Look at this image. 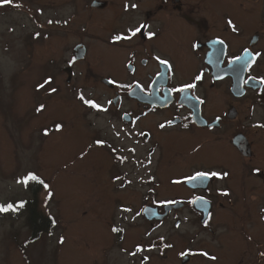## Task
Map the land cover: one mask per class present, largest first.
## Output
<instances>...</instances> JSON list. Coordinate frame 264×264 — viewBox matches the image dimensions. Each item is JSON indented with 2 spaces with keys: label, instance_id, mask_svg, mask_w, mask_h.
<instances>
[{
  "label": "flooded vegetation",
  "instance_id": "af4514ba",
  "mask_svg": "<svg viewBox=\"0 0 264 264\" xmlns=\"http://www.w3.org/2000/svg\"><path fill=\"white\" fill-rule=\"evenodd\" d=\"M45 1L52 4L56 0ZM67 1L81 6L72 16L83 22L80 27L72 25L68 33L78 36L67 49L66 83H72L76 76L83 78L81 71L75 76L73 68L86 66L85 78L104 91L107 111L101 112L107 118L106 125L128 157L144 152V162L140 159L139 164L155 158V163L171 167L172 153H179L181 161L194 165L188 173L157 175L158 183L153 174L137 175L154 187L161 184L175 189V195L165 199L147 194L148 201L138 207L150 230L147 238L158 240V245L151 247L163 250L167 245L165 236L154 234L156 229L170 224L177 232L191 224L197 235L218 248L186 247L177 254L182 264H197V257L202 259L200 264H264L260 249L247 260L243 250L232 252L229 244L233 238V244L255 245L258 237H264V127L256 126L264 125V86L251 80L244 83L249 76L257 80L264 77V0ZM132 4L137 7L132 8ZM54 25L63 30L67 22ZM140 25L144 28L135 37L115 39ZM103 34L106 36L100 39ZM62 36L60 33L58 51L63 50ZM90 42L110 51H93ZM245 49L260 55L253 62L252 55H244ZM96 56L108 61L110 74L100 76L93 62ZM237 56L241 60L229 63ZM198 75L202 76L199 81L195 79ZM189 83L196 87L183 93L171 91ZM208 151L232 167H202L209 159L204 155ZM121 158L113 154L114 161ZM200 171L219 175L187 182ZM193 200L197 202L191 203ZM145 210L152 214L150 221L143 216ZM244 213L253 218L251 229L233 221L243 219ZM190 235L193 232L182 230L180 238L191 241ZM201 252L208 255H199ZM213 256L216 259L209 258Z\"/></svg>",
  "mask_w": 264,
  "mask_h": 264
},
{
  "label": "rangeland",
  "instance_id": "374dc122",
  "mask_svg": "<svg viewBox=\"0 0 264 264\" xmlns=\"http://www.w3.org/2000/svg\"><path fill=\"white\" fill-rule=\"evenodd\" d=\"M80 7L67 0L52 4L45 0L4 4L0 0V204L29 200V183L25 186L18 181L34 174L48 185L38 197V206L53 220L50 231L29 241L24 206L16 212L0 213V264H182L177 254L186 247L217 250L218 244L197 235L191 224L177 232L170 224L156 229L154 234L165 236L164 244L171 247H151L157 246L158 240L147 238L150 230L138 207L148 201L147 194L165 199L174 196L175 189L161 184L154 187L137 175L153 174L158 183L157 175L188 173L194 165L181 161L179 153H172L171 167L155 163V158L139 164L140 159L144 162V152L128 157L106 125L105 114L79 99L83 95L103 108L105 105L101 86L85 78L86 66L73 68L75 76L81 71L83 78L76 76L66 83L67 49L78 36L68 33L72 25L80 27L83 22L72 16ZM54 22H67V26L62 30ZM60 33L63 50L58 51ZM89 45L93 51H110L98 42ZM95 58L100 76L112 72L107 60ZM41 106L43 110L38 111ZM57 125H62L60 131ZM99 140L102 145L96 143ZM113 154L123 158L114 161ZM204 155L209 159L202 167H232L212 151ZM243 215L233 221L251 229L253 218ZM114 228L122 231L114 232ZM182 230L193 232L191 241L180 238ZM263 238L258 237L255 245L245 241L247 245L242 246L233 244L232 238L231 251L243 250L241 254L252 260L259 249L264 254ZM138 246L142 251L130 255ZM194 260L202 263L200 257Z\"/></svg>",
  "mask_w": 264,
  "mask_h": 264
},
{
  "label": "snow or ice",
  "instance_id": "6c2138e0",
  "mask_svg": "<svg viewBox=\"0 0 264 264\" xmlns=\"http://www.w3.org/2000/svg\"><path fill=\"white\" fill-rule=\"evenodd\" d=\"M2 2L4 4H10L12 3V0H2ZM19 6V5H17ZM126 9H127V5L125 6ZM132 8H135L137 7V5L135 4H132L131 5ZM49 23H52V21H49ZM228 24L230 26H232V21L229 20L228 21ZM233 27V31H235V26H232ZM144 28V25H140L139 27H136L134 29H131L130 30V34L129 35H125V36H117L115 39L116 40H121V39H124V40H128V39H131L132 37H135L137 35V33L141 32V30ZM217 43L219 44H224V41L223 40H217L216 41ZM245 56H249V55H252L247 49H245V53H244ZM260 54L259 53H256L255 55H252V61L254 62L255 59L259 56ZM241 60V57L237 56L235 57L233 60H230L229 63H236L237 61ZM160 63L161 64H166V61L164 60H160ZM250 67V64L248 65ZM195 79L197 81L201 80L202 79V76L198 75L195 77ZM249 80L251 81H254V82H258L260 85L264 86V77H261L257 80L256 77H252V76H249L247 80L244 81L245 84H247L249 82ZM45 83H50V81H45ZM44 85H40V87H43ZM121 87H123V85H121ZM137 87H139V85H137ZM196 87V84L195 83H189V84H185L181 87H178V88H174L172 89L171 91L173 92H186L187 90L189 89H194ZM53 92H55L56 90L55 89H52ZM80 100H82L86 105L98 110V111H107L106 108H103L101 105L97 104L95 101H92V100H87L85 99V97L83 95H81L79 97ZM111 103V102H109ZM43 110V106H41L38 111H42ZM257 127H264V125H256ZM161 127H164V125H161ZM62 129V125H57L56 126V130L57 131H60ZM47 134V132L45 133ZM97 144H103L102 141H97L96 142ZM219 174L218 173H215V172H212V173H207V172H203V171H200V172H196L194 175L192 176H189L187 178V182H193V181H196V180H201V179H208L210 177H213V176H218ZM224 175H227V173H225ZM29 181H37L38 183L40 184H43V186L45 188H48V185L44 183V181L42 180H39L37 176H35L34 174H29L27 177H25L24 179L22 180H19L18 183H22L24 184L25 186H27V184L29 183ZM174 183H180V181H174ZM226 194V193H225ZM202 198L198 197L197 200H200ZM197 200H193L191 201V203H196ZM24 206L23 202L19 203V204H13V203H8V204H0V213H8V212H16L18 211L20 208H22ZM124 211H130V209H124ZM114 232H119V231H122L121 229H116L114 228L113 229ZM63 242V241H61ZM165 247H171V245H165ZM142 251V249L138 246L135 250V252H132L130 253V255H136V253ZM190 254H193V253H181L182 256H187V255H190ZM199 255H202V256H207L208 254L207 253H204V252H201V253H198ZM210 259H216V257H209ZM147 258H145L146 260Z\"/></svg>",
  "mask_w": 264,
  "mask_h": 264
},
{
  "label": "trees",
  "instance_id": "16d2710c",
  "mask_svg": "<svg viewBox=\"0 0 264 264\" xmlns=\"http://www.w3.org/2000/svg\"><path fill=\"white\" fill-rule=\"evenodd\" d=\"M38 179L42 180L39 177ZM44 189L43 184L37 181H29L31 198L24 202L27 214L26 221L30 232L29 241H36L42 234L50 231L53 226L51 216L41 211L38 206V197Z\"/></svg>",
  "mask_w": 264,
  "mask_h": 264
},
{
  "label": "water",
  "instance_id": "95a60500",
  "mask_svg": "<svg viewBox=\"0 0 264 264\" xmlns=\"http://www.w3.org/2000/svg\"><path fill=\"white\" fill-rule=\"evenodd\" d=\"M143 215H144V217L147 219V220H151V218H152V214L148 211V210H145L144 212H143Z\"/></svg>",
  "mask_w": 264,
  "mask_h": 264
}]
</instances>
